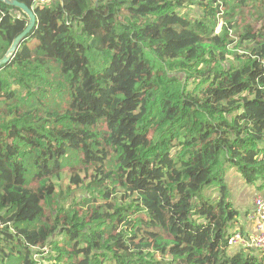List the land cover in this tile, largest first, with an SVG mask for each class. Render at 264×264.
Here are the masks:
<instances>
[{
  "label": "trees",
  "instance_id": "obj_1",
  "mask_svg": "<svg viewBox=\"0 0 264 264\" xmlns=\"http://www.w3.org/2000/svg\"><path fill=\"white\" fill-rule=\"evenodd\" d=\"M16 1L0 264H264L229 243L233 182L264 195V0ZM27 23L0 1V59Z\"/></svg>",
  "mask_w": 264,
  "mask_h": 264
},
{
  "label": "built area",
  "instance_id": "obj_2",
  "mask_svg": "<svg viewBox=\"0 0 264 264\" xmlns=\"http://www.w3.org/2000/svg\"><path fill=\"white\" fill-rule=\"evenodd\" d=\"M38 2H45V0H35V4ZM20 17V14H17ZM254 209L251 214V219L256 221L255 234L250 240L243 239L239 234L232 237L230 245L245 244L254 248L257 252L264 253V195H257L254 199Z\"/></svg>",
  "mask_w": 264,
  "mask_h": 264
},
{
  "label": "water",
  "instance_id": "obj_3",
  "mask_svg": "<svg viewBox=\"0 0 264 264\" xmlns=\"http://www.w3.org/2000/svg\"><path fill=\"white\" fill-rule=\"evenodd\" d=\"M0 1L9 6L19 9L23 14H25V16L28 19V23L25 30L13 41L12 45L10 46L4 57L0 59V69H1L12 60V58L14 57V55L16 54L22 43L36 29L38 20L33 7L31 8L16 0H0Z\"/></svg>",
  "mask_w": 264,
  "mask_h": 264
},
{
  "label": "crops",
  "instance_id": "obj_4",
  "mask_svg": "<svg viewBox=\"0 0 264 264\" xmlns=\"http://www.w3.org/2000/svg\"><path fill=\"white\" fill-rule=\"evenodd\" d=\"M237 184L239 185L240 187V190L242 191V194H244V191H246V193L248 195H239L238 192H237ZM233 185H234V194L235 196L237 197L236 201H238V205L241 207H243L244 209H249L250 210H253L254 209V199L257 195H263L261 193H258L255 192L252 190V189H248L247 185L245 183H243L240 179H237L233 182ZM239 198H241L242 200H238ZM240 224L248 231V233L250 235L254 234L255 233V222L251 220V218H244L241 220Z\"/></svg>",
  "mask_w": 264,
  "mask_h": 264
},
{
  "label": "rangeland",
  "instance_id": "obj_5",
  "mask_svg": "<svg viewBox=\"0 0 264 264\" xmlns=\"http://www.w3.org/2000/svg\"><path fill=\"white\" fill-rule=\"evenodd\" d=\"M237 192H238L239 195H248V194L246 193V191H244V194H242V191L240 190V187H239L238 184H237ZM238 200H242V199L239 198Z\"/></svg>",
  "mask_w": 264,
  "mask_h": 264
}]
</instances>
